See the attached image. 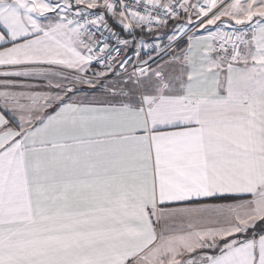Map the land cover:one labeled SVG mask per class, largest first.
Wrapping results in <instances>:
<instances>
[{"label": "snow or ice", "instance_id": "obj_1", "mask_svg": "<svg viewBox=\"0 0 264 264\" xmlns=\"http://www.w3.org/2000/svg\"><path fill=\"white\" fill-rule=\"evenodd\" d=\"M0 264H264V0H0Z\"/></svg>", "mask_w": 264, "mask_h": 264}]
</instances>
